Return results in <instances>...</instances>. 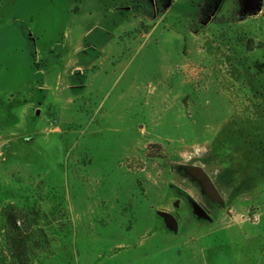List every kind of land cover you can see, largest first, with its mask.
<instances>
[{
    "label": "rangeland",
    "instance_id": "obj_1",
    "mask_svg": "<svg viewBox=\"0 0 264 264\" xmlns=\"http://www.w3.org/2000/svg\"><path fill=\"white\" fill-rule=\"evenodd\" d=\"M0 264H264V0H0Z\"/></svg>",
    "mask_w": 264,
    "mask_h": 264
},
{
    "label": "trees",
    "instance_id": "obj_2",
    "mask_svg": "<svg viewBox=\"0 0 264 264\" xmlns=\"http://www.w3.org/2000/svg\"><path fill=\"white\" fill-rule=\"evenodd\" d=\"M7 226L13 228V227H16V223L15 221L13 220V218L11 216L8 217L7 219ZM24 245V240L23 239H20L18 237H11V240H10V246L13 250H15L16 252H20V247ZM24 247V246H23ZM20 255V254H18Z\"/></svg>",
    "mask_w": 264,
    "mask_h": 264
},
{
    "label": "water",
    "instance_id": "obj_3",
    "mask_svg": "<svg viewBox=\"0 0 264 264\" xmlns=\"http://www.w3.org/2000/svg\"><path fill=\"white\" fill-rule=\"evenodd\" d=\"M207 183H208V186H209L211 192H212L213 194H215V190H214L213 186L211 185V183H210L209 181H207ZM177 205H178V204H177ZM197 210H198V214H199L200 216H202V217H206L205 213H204L201 209L197 208ZM167 220H168V223H169L171 226H173V227L176 226L175 220H174L171 216L168 215V216H167Z\"/></svg>",
    "mask_w": 264,
    "mask_h": 264
}]
</instances>
